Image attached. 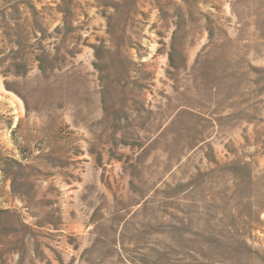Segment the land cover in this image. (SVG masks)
<instances>
[{"label":"rangeland","instance_id":"rangeland-1","mask_svg":"<svg viewBox=\"0 0 264 264\" xmlns=\"http://www.w3.org/2000/svg\"><path fill=\"white\" fill-rule=\"evenodd\" d=\"M0 264H264V0H0Z\"/></svg>","mask_w":264,"mask_h":264}]
</instances>
